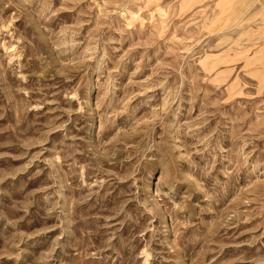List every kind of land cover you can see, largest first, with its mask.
I'll list each match as a JSON object with an SVG mask.
<instances>
[{"label":"rangeland","instance_id":"1","mask_svg":"<svg viewBox=\"0 0 264 264\" xmlns=\"http://www.w3.org/2000/svg\"><path fill=\"white\" fill-rule=\"evenodd\" d=\"M0 264H264V0H0Z\"/></svg>","mask_w":264,"mask_h":264}]
</instances>
